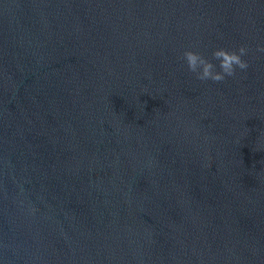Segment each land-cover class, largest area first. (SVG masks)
<instances>
[{
	"label": "water",
	"instance_id": "water-1",
	"mask_svg": "<svg viewBox=\"0 0 264 264\" xmlns=\"http://www.w3.org/2000/svg\"><path fill=\"white\" fill-rule=\"evenodd\" d=\"M260 47L264 0H0V264H264Z\"/></svg>",
	"mask_w": 264,
	"mask_h": 264
},
{
	"label": "clouds",
	"instance_id": "clouds-1",
	"mask_svg": "<svg viewBox=\"0 0 264 264\" xmlns=\"http://www.w3.org/2000/svg\"><path fill=\"white\" fill-rule=\"evenodd\" d=\"M257 51L264 52V47L258 48ZM247 54L248 49L244 46L234 50L217 48L212 52L210 58L198 51L185 50L182 60L187 65L188 71L194 74L197 80L219 83L228 77H234L237 70L246 71L248 69L249 64L243 59ZM214 61L218 63H214Z\"/></svg>",
	"mask_w": 264,
	"mask_h": 264
}]
</instances>
